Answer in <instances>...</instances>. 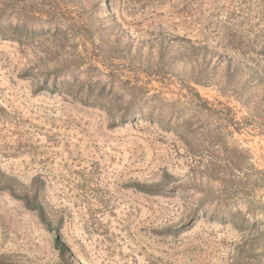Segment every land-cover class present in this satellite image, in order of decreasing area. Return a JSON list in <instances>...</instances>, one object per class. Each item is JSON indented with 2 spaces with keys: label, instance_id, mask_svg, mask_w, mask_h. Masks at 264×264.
I'll use <instances>...</instances> for the list:
<instances>
[{
  "label": "rangeland",
  "instance_id": "rangeland-1",
  "mask_svg": "<svg viewBox=\"0 0 264 264\" xmlns=\"http://www.w3.org/2000/svg\"><path fill=\"white\" fill-rule=\"evenodd\" d=\"M0 169V264H264V0H0Z\"/></svg>",
  "mask_w": 264,
  "mask_h": 264
},
{
  "label": "trees",
  "instance_id": "trees-1",
  "mask_svg": "<svg viewBox=\"0 0 264 264\" xmlns=\"http://www.w3.org/2000/svg\"><path fill=\"white\" fill-rule=\"evenodd\" d=\"M16 185L15 178L7 176L0 169V191H7L13 197L23 202L24 206L38 214L40 220L47 226L49 231H53L51 221L48 218V214L40 202V197L37 193L28 190L19 189ZM55 248L59 252L62 259H65L68 255L66 245L62 242L61 237L58 235L55 239Z\"/></svg>",
  "mask_w": 264,
  "mask_h": 264
}]
</instances>
